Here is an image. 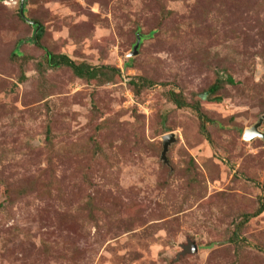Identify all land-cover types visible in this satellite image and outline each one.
<instances>
[{
  "label": "rangeland",
  "instance_id": "rangeland-1",
  "mask_svg": "<svg viewBox=\"0 0 264 264\" xmlns=\"http://www.w3.org/2000/svg\"><path fill=\"white\" fill-rule=\"evenodd\" d=\"M21 5L0 0V264H264V0Z\"/></svg>",
  "mask_w": 264,
  "mask_h": 264
},
{
  "label": "trees",
  "instance_id": "trees-1",
  "mask_svg": "<svg viewBox=\"0 0 264 264\" xmlns=\"http://www.w3.org/2000/svg\"><path fill=\"white\" fill-rule=\"evenodd\" d=\"M20 16L26 20L21 12H20ZM41 35L39 34L38 35V38H40ZM47 61L49 62V64L53 67H60V66H63V65H66V66H69L71 67L76 75L80 78H83V79H88V80H94V79H99L101 80V77H103V75L107 76L106 75V70L111 71L115 74H117V71L118 69L115 68V67H110V66H105V67H96V66H91V65H88V64H78L76 62H74L71 58L67 57V56H64V55H60V56H57V55H54L53 53L51 52H48V58H47ZM111 73V74H113ZM114 77V76H113ZM23 79H26V76H22L21 78V81ZM105 81H109V78L108 80H105ZM227 82V83H230V84H235V80L233 78V76H229L226 80H223L222 78H220L218 80V82H216L206 93L204 92V94L200 95L201 96V99H204V100H209V101H216V102H221L222 101V97L220 95H218L219 91L221 90V88L223 87V84ZM170 96V99L177 104V106L179 108H184L190 104H188L187 100L185 99L184 95L180 94V93H176V92H170L169 94ZM199 101L196 102V105H195V108L197 109V111H201L200 109V105H199ZM202 118H205V114L202 112V115H201ZM263 211V208L262 210H260V212Z\"/></svg>",
  "mask_w": 264,
  "mask_h": 264
},
{
  "label": "water",
  "instance_id": "water-1",
  "mask_svg": "<svg viewBox=\"0 0 264 264\" xmlns=\"http://www.w3.org/2000/svg\"><path fill=\"white\" fill-rule=\"evenodd\" d=\"M26 2H27V0H22V5H21V9H22V11H21V14H22V16H23L28 22H31V23L34 24L35 22H34V21H31L30 19H28L27 16H26V14H25V5H26ZM140 44H141V38H139L138 43L136 44V46H135L133 52L130 54V56H135V55L138 54ZM259 126H260V124L255 125L254 127L248 129V130L246 131V133H245V139H246V140H249V141H252V140H254V139L257 138V137H263L264 134H263L262 132H260V130H259V129H260ZM174 141H175V135H174L173 133H172V134H167V135L164 136V147H165V152H164L163 157H164V159H166V160H167V155H166V154H167V152H168V148H169L170 144H171L172 142H174Z\"/></svg>",
  "mask_w": 264,
  "mask_h": 264
}]
</instances>
